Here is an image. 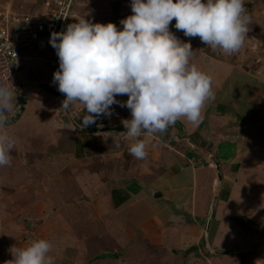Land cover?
I'll use <instances>...</instances> for the list:
<instances>
[{"label":"crops","instance_id":"1","mask_svg":"<svg viewBox=\"0 0 264 264\" xmlns=\"http://www.w3.org/2000/svg\"><path fill=\"white\" fill-rule=\"evenodd\" d=\"M45 1L37 0L36 3L28 4V7L15 1L14 10L32 12ZM8 4L0 0V9ZM130 4L131 0H77L74 10L77 17L85 16L93 23L112 22L121 29L120 20L132 14ZM258 21L262 22L264 27V14ZM174 24L175 20L170 24V30L182 41L190 42L195 51L192 63L212 78L214 99L208 100L203 107L202 122L193 125L181 117L163 133H143L138 139L144 140L147 155L143 159H137L129 154V148L137 138L124 140L121 132L126 129L94 131L106 126H123L122 120L131 118L130 110L126 107L113 105V113L117 112L116 114L110 118L101 116L95 124L82 128L81 117L86 114L83 105L74 103L68 114L55 113V117L52 113L55 107L47 104L44 120L51 114L55 119L59 117V122L65 127L64 137L72 136L74 141L80 140L81 143L77 144V147L81 152L94 150L96 155L99 154L98 156H103L106 160L110 156L113 158L112 163L106 161L107 166L104 164L102 170L93 171V166L82 171L76 170L79 172L76 174L79 179L75 183H72L74 179L63 183L64 186H70L66 187L67 190L64 188L68 201L61 197V202L55 203L51 211L61 212V206L64 205L65 211L70 212L69 216L74 214L72 217L78 212H100L101 224L105 221L111 224L112 219L113 223L120 225L131 216L140 215L143 217L140 223L143 221L144 226L150 222L145 218L144 212H151L153 219L160 217L161 223L159 222L158 226L164 225L161 231L165 229L171 234L179 230L186 232L184 238L178 237L179 241L173 244V248L178 247L180 251L186 249L181 255L176 249V254L190 264H264V253L261 249L264 232L258 238L264 227V212H249L251 201L264 200V31L258 33L253 29L258 37L249 42L256 46L255 49H248L249 46H246L228 54L220 50L213 51L202 43L199 37H185L182 31L174 28ZM42 80L46 83L45 79ZM37 90L41 91L40 88H33L25 108L30 110L31 105L36 103L33 97ZM45 91L43 89L42 92L46 93ZM46 95L57 100L60 106L65 99L64 94L62 98L49 92ZM117 99L126 101L128 97L118 96ZM35 107L40 108L37 104ZM30 111L33 114L34 107ZM31 114L28 117L23 116L27 137L29 133L38 131V135L50 142L49 139L57 130L52 126L46 127L47 121L42 125L39 122H42L41 119L31 120L27 124ZM19 131L21 130L18 129L17 134ZM19 135L22 136L21 132ZM110 135L120 136V148H113ZM169 135L173 137V144L170 143ZM64 137H61L63 141ZM160 139L165 140V147ZM108 163L113 166H108ZM217 164L221 169V181ZM97 172L101 174H95ZM256 174H260L259 180H263V187L258 186ZM249 184L252 186L251 195L250 190L246 189ZM6 191L8 192V189ZM48 195V204H42L45 208L57 201L55 195ZM93 200L94 204L91 203ZM105 212L110 213L112 217L108 218L110 215L107 214V219L104 218ZM218 213H221V222H216V238L219 231L228 232L231 229L234 236H237L235 232L238 233L240 241L247 242L249 239L251 244L238 248L235 246L237 242L229 241L226 245L228 247L222 250L208 244V233ZM2 216L0 214L1 218ZM238 216L246 217L247 220L252 218L256 222V231L246 230V224L238 222ZM123 217L127 219L124 220ZM99 222L98 220L97 224ZM169 223L171 226H168ZM202 225L203 230L200 228ZM217 225L220 226L219 231ZM100 227L103 228L104 225L96 227L97 230H100ZM161 231L153 229L152 238L159 237ZM74 233L67 232V237L72 238ZM203 240L208 244L207 250H204ZM145 244L146 247L153 245L150 241ZM158 248L169 254L167 245L161 244ZM116 251L117 249L114 252ZM117 254L120 259V254Z\"/></svg>","mask_w":264,"mask_h":264},{"label":"clouds","instance_id":"2","mask_svg":"<svg viewBox=\"0 0 264 264\" xmlns=\"http://www.w3.org/2000/svg\"><path fill=\"white\" fill-rule=\"evenodd\" d=\"M246 2L131 0L132 14L120 20L121 29L112 22L74 18L76 22L68 24L64 31L53 32L49 40L59 60L53 74L60 93L56 97L65 96L60 108L68 111L74 103L83 105L86 114L81 117V125L86 128L101 116L110 118L113 105L126 107L131 118L122 120L126 129L121 132L123 139L137 138L129 154L145 158V142L138 139L143 133H163L181 117L199 125L203 107L214 99L211 76L192 63L195 51L191 43L179 39L170 24L175 20L174 28L185 37H199L213 51L232 54L247 46L243 44L252 18ZM30 78L26 79L33 82ZM44 85L47 86L43 80H38L33 88ZM48 88L53 89L47 87V92ZM13 89L8 72L0 78V129L13 124L10 120L19 110L12 118L6 114L12 109ZM32 91L24 99L26 104ZM124 95L128 97L126 101L117 99ZM110 136L113 148H120V136ZM14 146L13 138L0 133V166L10 165ZM51 250L52 244L46 239L33 241L26 248L12 247L10 264H54Z\"/></svg>","mask_w":264,"mask_h":264},{"label":"rangeland","instance_id":"3","mask_svg":"<svg viewBox=\"0 0 264 264\" xmlns=\"http://www.w3.org/2000/svg\"><path fill=\"white\" fill-rule=\"evenodd\" d=\"M15 1L20 2V5L24 3L27 7L30 6L28 4L37 2V0H4V3L9 4L3 6L0 11L4 10L3 8L6 7L14 11V9H16L14 8V6H16L14 5ZM254 1V11L251 15L252 23L249 25V32L246 38V44L249 46L248 49L256 48L253 43L250 44L249 42V35H254L253 29L258 33L264 31L262 22L258 21L259 17L264 14V0ZM39 9L40 8L36 10ZM20 11V13H24V11ZM26 13H30V11ZM15 29L17 28L15 27ZM255 37L258 36L255 35ZM51 56L54 60L58 59L56 50L53 47L49 53L39 55L38 60L19 61L14 65L15 75L19 84L22 85L27 77H31L32 81L42 80V78L45 79L44 81L47 86H37L41 91L39 92V90H37L38 92L34 94L33 99L36 100V103L31 105V109L34 107L33 114H31V109L29 110L26 108V111L17 122L10 124L0 131V133L7 134L15 141V146L10 153V165L0 166V214L3 215L2 218L0 217V264H10V260L13 259L10 252L12 247L26 248L33 241L39 239H46L51 242L52 250L50 255L54 259V264H190L189 261L186 262V260H182L180 256L176 254V252L179 251L178 253L181 255L186 249H181L180 251L178 247L173 248V244L179 241L178 237L184 238V233L186 232L179 230L171 234L170 231L165 229L161 231L164 225L160 224L158 226L160 217H157L155 214L158 220L153 219V214L151 212H144L145 218L150 220L149 224L144 226L142 225L144 224L143 221L142 224L140 223L143 219L140 215H133L129 220H126L120 225V223H113L112 219H110L111 224L106 223V221L101 224V218L99 217L100 212H78L75 217H72L74 214L69 216L70 212L65 211L63 208L64 205L61 206V212L51 211L55 203L61 202V197L65 201H68L65 193H67L66 187L70 186H64L63 183L68 182L69 179L70 182L74 179L72 183H75V181L79 179V177L76 176L79 172L76 170L82 171L85 170V168H90V166L95 168L93 171L102 170L106 161L109 160V162L112 163L111 160L113 159L110 156L106 160L103 156H98L99 154L96 155L97 153L94 150L92 152H81L77 147V144L81 143L80 140L79 142L78 139L74 141L72 136L64 137L66 134L63 131L65 127L59 122V117L55 119L54 116L51 117V114L47 117V120H44L46 115L45 106L47 104L55 107V110L52 111L54 114H68V111H64L60 108V103H58L57 100L46 95L48 92H42L43 89L45 88L46 90L47 87L57 90V85L53 82L54 70L49 62L52 58ZM17 96L18 94L16 95V93H13L12 109L6 113L9 118L13 117L21 103L25 101V98L22 99V101H17ZM36 104L40 106V108L35 107ZM116 113L117 112L113 113V115ZM30 114L31 117L28 118L27 124H29L31 120L41 119L42 122H39L42 125H45L43 122L47 121L46 127L52 126V128L57 130L55 135L49 139L51 140L50 142L38 135V131L29 133L30 135L27 137L24 131L26 122L23 116L28 117ZM56 114L55 117L57 116ZM18 129L21 130L19 132H21L22 136L19 135V132L17 134ZM171 136L172 135H169L171 139L170 143L173 144V137ZM61 137H64V141ZM159 141H163L164 143L161 144L165 147V140L160 139ZM94 143H96V141ZM99 144L101 145V142ZM81 161H83V163H81ZM110 163H108V166H113V164L109 165ZM95 174L100 175L101 172ZM259 175L260 174H256V180L259 182L258 186L263 187V180H259ZM6 189H8V192ZM246 189L250 190L249 194L251 195L252 186L249 184ZM48 194L55 195L57 201L52 202L50 207L48 206L49 208H45L42 204H48ZM94 202L93 200L91 203L94 204ZM58 205L61 204H57V206ZM218 212L224 213V211L220 210H218ZM232 212L235 211L232 210ZM249 212L256 214L264 212V200L256 202L251 201ZM107 214L108 216L110 215V213L105 212L104 218H106ZM111 217L112 215L108 218ZM238 217L241 223L246 224L244 227L246 230L256 231V222L252 218L247 220L246 217ZM220 218L221 213H218L213 220L206 241L208 244L211 246L214 245V248L217 250L225 249L229 241L237 242L235 246L238 248L251 244L249 239L247 242L240 241L241 237L239 238L236 232L235 235L237 236H234V231L231 229H229L228 232L219 231V225H217V231L219 232L216 238L214 230L216 228V222H221ZM123 219L125 220L127 218L123 217ZM98 220L100 222L97 224ZM170 224L171 223H169L168 226H171ZM100 225H104V227H100V230H97L96 227ZM200 228L203 230L204 226L202 225ZM153 229L159 232L161 231V235L155 239L152 238ZM68 230H71L73 233L75 232L74 235L72 234V238L71 236L67 237V235H69L67 232L71 233V231ZM98 231L101 233H98ZM263 232L264 227L259 233L258 238L261 237ZM253 234L256 233L253 232ZM259 240L260 239H258V241ZM147 241H150L153 245L146 247L145 243ZM262 241H264V238ZM161 244L168 246L169 254L164 253L162 248H158V245ZM208 244L204 243V250H207ZM115 249H117L116 253L120 254L121 258L119 260L114 261L107 259L104 261L98 260L92 263L90 262L100 254L104 252H114ZM261 249L264 253V242Z\"/></svg>","mask_w":264,"mask_h":264},{"label":"built area","instance_id":"4","mask_svg":"<svg viewBox=\"0 0 264 264\" xmlns=\"http://www.w3.org/2000/svg\"><path fill=\"white\" fill-rule=\"evenodd\" d=\"M254 3V0H247L245 3L250 15L254 11ZM75 5L76 0H46L39 10L30 13L12 11L8 7L0 11V78L10 73L14 86L12 91H17L15 93L18 94L17 101L26 98L38 80L29 82L27 77L22 85L19 84L14 65L20 60L47 54L52 48L49 43L51 34L64 31L68 24L76 22ZM245 44L246 39L243 46ZM49 62L54 72L57 71L59 60L51 58Z\"/></svg>","mask_w":264,"mask_h":264},{"label":"water","instance_id":"5","mask_svg":"<svg viewBox=\"0 0 264 264\" xmlns=\"http://www.w3.org/2000/svg\"><path fill=\"white\" fill-rule=\"evenodd\" d=\"M48 91L51 94L60 97V93L59 92H57V91H55L53 89H50V88H48ZM25 104H26V101L21 103L17 114L10 120V123L16 122L18 120V118L24 113V111H25L24 105ZM124 129H125L124 126H119V127L106 126V127L102 128V129H95L94 131L95 132H97L99 130H102V131H123ZM216 168H217V172H218V175H219V180L221 181V169L219 167V164L216 165ZM215 204H216V199H215V202H214L213 207H212L213 211L215 209ZM212 214H213V212H211V216H212ZM106 259L118 260L119 259V255L117 253H114V252H104V253L100 254L99 256L95 257L94 259H92L90 262L92 263V262H95V261H98V260H106Z\"/></svg>","mask_w":264,"mask_h":264},{"label":"trees","instance_id":"6","mask_svg":"<svg viewBox=\"0 0 264 264\" xmlns=\"http://www.w3.org/2000/svg\"><path fill=\"white\" fill-rule=\"evenodd\" d=\"M238 222H240V221H238Z\"/></svg>","mask_w":264,"mask_h":264}]
</instances>
